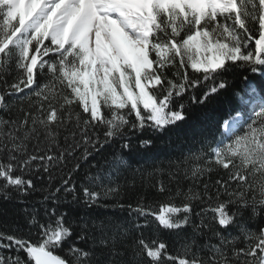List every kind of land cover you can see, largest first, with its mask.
Wrapping results in <instances>:
<instances>
[{"label": "snow or ice", "instance_id": "obj_1", "mask_svg": "<svg viewBox=\"0 0 264 264\" xmlns=\"http://www.w3.org/2000/svg\"><path fill=\"white\" fill-rule=\"evenodd\" d=\"M12 62L23 72L10 84L0 77V108L25 89L31 92L24 98L37 100H30L34 111H24L22 119L0 118V195L12 199L11 189L24 204L36 191L33 175L43 169L51 181V169L76 159L80 148L79 159L92 157L95 172L81 186L82 197L69 174L61 186L43 190L42 216L36 207H25L29 235L0 231V264H264V224L258 231L249 227L264 214V95L247 76L248 98L240 91L234 95L244 105L259 96V110L252 108L243 125L225 120L227 135L202 140L200 151L185 157L195 162L183 169L194 182L212 164L228 170L227 180L216 181L215 196L207 184L203 193L190 188L173 194L161 182L163 200L127 205L135 223L123 230L80 217L77 231L59 210L69 195L91 208L118 191L112 185L127 162L118 154L109 160L102 150L115 139L125 141L126 128L165 131L186 120V105L178 98L187 93L192 104H204L226 88L225 73L233 66L264 77V0H0V69L7 71ZM41 75L47 77L44 84ZM202 84L205 90L197 96L194 90ZM74 104L86 115L74 113ZM97 129H103L102 137ZM120 147L130 150V140ZM80 167L77 162L73 170ZM221 189L229 199H221ZM193 201L204 205L195 213L199 224L191 220ZM232 204L235 211H229ZM209 213L219 228L204 222ZM188 225L193 231L184 236L180 257L167 251L164 240H148L143 232L150 227L178 232ZM33 230L39 239L30 238ZM199 236H206L203 243Z\"/></svg>", "mask_w": 264, "mask_h": 264}, {"label": "trees", "instance_id": "obj_2", "mask_svg": "<svg viewBox=\"0 0 264 264\" xmlns=\"http://www.w3.org/2000/svg\"><path fill=\"white\" fill-rule=\"evenodd\" d=\"M254 45H249L253 47ZM47 59V58H46ZM7 71L0 69V77H3L10 84L19 75L22 74V69H17L15 63L12 62L6 66ZM172 69L168 70V75L171 76ZM190 74L191 69L188 70ZM202 75V74H194ZM248 77V81L255 84L259 90L260 95H264V77L258 73H252L247 68L232 67L227 73L225 78L227 80V86L224 89H220L217 93L208 98L204 104H192L188 99L189 94H185L184 97L178 98L180 102L185 103L186 120L177 122V125L170 126L165 131H153L151 129L145 130H129L125 129L126 137L125 141L120 139L113 140L109 145L105 146L102 150L103 157L111 160L113 154L122 155L123 159L127 162L126 166L121 169L115 184L118 185V191L113 192L105 196L98 205H93L91 208L85 207L82 203H73L71 196L67 197V201L59 205L61 212H67V217L71 222H74V227L79 231V218L86 217L89 223L95 222L97 225L104 224L108 228H118L123 230L125 228L131 229L135 223V214L130 215V209L127 205L135 206L138 202L154 203L162 201L164 194L158 191V187L162 182L167 189L173 194L177 190L181 192H187L190 188L195 192L203 193L204 185H208V191L211 195L215 196L217 188L220 186L216 184L218 179L227 180L228 170L217 167L212 164L211 172H206L200 177L198 181H193L190 178H185L183 169L189 167L194 161L185 162V157L190 153H196L200 151L201 141L207 139L211 141L214 136L219 137L220 133H223L222 127L225 120H228L235 114H240L242 119L240 124L243 125L248 119L250 114V106L244 105L240 98L235 96L234 93L240 91L245 98H248V94L244 92L247 82L244 77ZM40 83L47 82V77L40 76ZM209 85L211 81L207 82ZM3 80H0V90H2ZM35 87V86H34ZM59 88V85H57ZM205 90L202 84L200 88L194 90L197 96L203 94ZM30 89H25V92L19 93L20 98L11 97L6 98L9 103V107L6 109L0 108V118L9 120H19L24 116V111H34L30 109V100L36 101L37 98L33 95L30 100L25 97V93H30ZM259 102V96L251 101ZM74 113H80L83 117L82 109L78 105L71 106ZM105 113L108 109H103ZM134 119V117H129ZM75 122V116H73V123ZM97 134H103V129H97ZM63 132L61 133L60 143L63 145ZM43 139V137H41ZM130 140L131 149L124 150L120 147L122 142ZM151 140V144L148 146H142L141 141ZM35 142L29 144V151L33 150ZM39 148H44V144L38 145ZM83 148H80L75 153L76 159L68 157L63 164L51 169L52 180L49 181V173L44 172L43 169L38 174H34L32 179L36 186V191L31 195L24 197V204L18 202L17 194L14 191L9 190L12 197L10 200H5L0 195V231L7 233H16L19 229L21 235H29V226L27 224V217L24 213V208L27 207L29 211L33 207L39 209L41 216L43 215V207L40 203L42 196L45 194L44 189L49 185L54 189L61 186L63 179H68L71 174V181L76 185L78 194L82 197L81 191L82 185H88L89 182L86 177L90 173H94L95 169L90 167L92 157H89L88 161L79 159ZM44 155L43 151L38 153ZM96 159H101L99 154H96ZM79 162L81 167L78 171H74L75 164ZM40 161H34L33 164H40ZM200 163H203L201 161ZM178 169L180 170L178 173ZM260 174L257 173L255 179H259ZM251 179V178H250ZM232 187H235L234 182L229 181ZM95 190L99 191V188ZM221 199L227 200L229 197L223 194L221 189ZM59 195L63 198L64 194L61 192ZM181 198L177 197L176 203H180ZM125 205L124 208L117 207V204ZM193 214L191 220L193 223L199 224L200 217L195 213L199 212L203 204L199 201H193ZM51 205V201L48 202ZM158 204L156 210L159 211ZM236 205H229V211H235ZM249 213L245 211L243 213L244 218L247 220ZM211 213L205 218V223L211 225L213 228H219V225L215 224L211 220ZM143 218H141L142 222ZM155 221H153V225ZM264 224V214L249 221V227L257 230L260 225ZM193 231L192 226L188 225L184 229L179 230H153L152 227L144 229V236L146 239H161L168 244L167 251L180 257L183 255L181 244L186 234H191ZM235 232V229H231ZM204 232L211 235L208 228L204 229ZM135 235V232L132 233ZM32 240H37L39 237L35 234V230L30 234ZM206 236H199L198 241L203 243ZM81 247H87L83 241L80 242ZM22 257L25 256L23 252L20 253Z\"/></svg>", "mask_w": 264, "mask_h": 264}, {"label": "rangeland", "instance_id": "obj_3", "mask_svg": "<svg viewBox=\"0 0 264 264\" xmlns=\"http://www.w3.org/2000/svg\"><path fill=\"white\" fill-rule=\"evenodd\" d=\"M47 43V42H46ZM210 55V54H209ZM254 108H256V106L254 107Z\"/></svg>", "mask_w": 264, "mask_h": 264}]
</instances>
